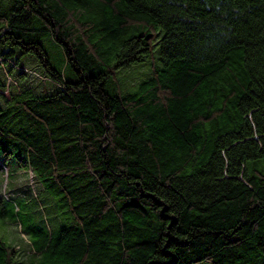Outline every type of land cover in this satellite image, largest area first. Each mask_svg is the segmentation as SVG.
Here are the masks:
<instances>
[{
  "label": "trees",
  "instance_id": "obj_1",
  "mask_svg": "<svg viewBox=\"0 0 264 264\" xmlns=\"http://www.w3.org/2000/svg\"><path fill=\"white\" fill-rule=\"evenodd\" d=\"M0 47V150L64 221L0 189L31 243L0 234V264H264V0H0ZM28 54L53 89L13 84Z\"/></svg>",
  "mask_w": 264,
  "mask_h": 264
},
{
  "label": "rangeland",
  "instance_id": "obj_2",
  "mask_svg": "<svg viewBox=\"0 0 264 264\" xmlns=\"http://www.w3.org/2000/svg\"><path fill=\"white\" fill-rule=\"evenodd\" d=\"M41 43L48 52L52 64L57 68H62L66 76L71 77V70L64 65V51L62 47L49 35L43 36ZM7 49V47H0V73L5 77H7L6 71L9 70V66L16 60V57H14L10 62L4 63V66L1 64V62H5L1 56V50ZM160 55V45L158 44L154 49V57L157 59ZM150 63L151 60L146 58L130 66L121 68L116 78L126 88H135L137 84L147 77L150 72ZM20 65L21 68H14L13 80L17 81V84H13L33 88L36 92H41L43 87L53 89V86L50 84L44 85L39 77L37 78V75L32 72L36 70L41 73L42 71L34 55L28 54L23 56ZM21 70L26 73L24 75L21 74ZM3 93L8 96V91H4ZM2 103L3 101L0 99V104ZM0 161L5 165V168L0 169V189L2 191L4 190L11 200L17 201L18 203L29 200L27 202L29 204L28 207L35 209L38 221L43 219L45 222L48 219L47 222L51 229L58 228L64 221L63 217L60 220L58 216L56 197L49 191L43 189L37 177L32 172L26 170L20 171L14 157L4 158L1 150ZM0 234L10 243L16 244L21 251V258H29L28 252L31 250L30 239L29 236L22 233L19 224L12 223L0 217Z\"/></svg>",
  "mask_w": 264,
  "mask_h": 264
},
{
  "label": "built area",
  "instance_id": "obj_3",
  "mask_svg": "<svg viewBox=\"0 0 264 264\" xmlns=\"http://www.w3.org/2000/svg\"><path fill=\"white\" fill-rule=\"evenodd\" d=\"M40 78H42V76H40ZM43 79H46V78H43ZM0 165L3 166L2 162H0ZM4 194H5V192H4ZM5 196L7 197V194H5Z\"/></svg>",
  "mask_w": 264,
  "mask_h": 264
},
{
  "label": "crops",
  "instance_id": "obj_4",
  "mask_svg": "<svg viewBox=\"0 0 264 264\" xmlns=\"http://www.w3.org/2000/svg\"><path fill=\"white\" fill-rule=\"evenodd\" d=\"M20 171H23V170H20ZM20 171H19V172H20ZM24 171H25V170H24ZM28 172H29V171H28Z\"/></svg>",
  "mask_w": 264,
  "mask_h": 264
}]
</instances>
